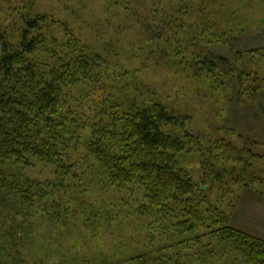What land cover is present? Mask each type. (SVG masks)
<instances>
[{
	"label": "trees",
	"instance_id": "obj_1",
	"mask_svg": "<svg viewBox=\"0 0 264 264\" xmlns=\"http://www.w3.org/2000/svg\"><path fill=\"white\" fill-rule=\"evenodd\" d=\"M105 1L134 14L133 6L150 3L149 8L163 0ZM16 9L11 15L0 2V264H33L27 248L24 255L25 240L35 235L27 225L42 213L53 221L63 219L64 225L71 214L88 217L77 196L65 201L76 185L67 151L79 142L93 159L103 189L141 202L132 223L142 229L136 233L144 244L128 264H264V240L231 226L217 206H206L208 198L200 195L204 190L181 166L187 142L170 129L186 130L187 118L158 97L135 100L130 90L111 87L119 93L113 96L111 118L99 115L88 122L84 108L101 100L105 90L100 84L110 80L107 60L50 15L33 6ZM8 19L11 26L5 28ZM171 25L177 32L182 22ZM216 67V61L203 62L197 77ZM238 76L242 82L245 73ZM216 149L221 152L218 166L204 165L213 183L250 179L264 185V177L251 176L250 152L219 142ZM37 163L51 167L54 179L15 175Z\"/></svg>",
	"mask_w": 264,
	"mask_h": 264
},
{
	"label": "rangeland",
	"instance_id": "obj_2",
	"mask_svg": "<svg viewBox=\"0 0 264 264\" xmlns=\"http://www.w3.org/2000/svg\"><path fill=\"white\" fill-rule=\"evenodd\" d=\"M0 2L10 7L11 15L25 6L50 15L107 60L110 80L100 84L105 90L101 100L84 108L88 122L99 115L111 118V103L117 102L113 96L118 97L120 90H130L135 100L158 97L183 114L186 130L170 131L187 142L179 160L204 190L200 195L208 198L206 206H217L231 226L264 240V185L245 179L220 186L204 167L218 166L219 142L250 152L251 176L264 177V0H163L149 8L150 3L133 6L134 14L105 0ZM180 21L176 32L171 24ZM11 22L8 19L4 27ZM150 38L154 39L148 42ZM205 61H216L217 69L197 77ZM240 72L245 73L242 82ZM76 148L82 152L79 156L74 154ZM66 159L75 166L76 185L65 194V201L77 196L78 206L87 207L88 227L82 214L77 219L71 214L64 225L63 219L53 221L42 213L39 221L27 225L35 235L28 243L25 240L24 255L27 248L33 264H128L144 244L136 233L142 229L132 223L140 200L97 183L93 159L83 142L71 143ZM20 174L39 181L55 177L51 167L40 163L21 167L15 175ZM61 207L64 211L66 206ZM55 208L45 206L51 212ZM102 213L110 218H100Z\"/></svg>",
	"mask_w": 264,
	"mask_h": 264
}]
</instances>
